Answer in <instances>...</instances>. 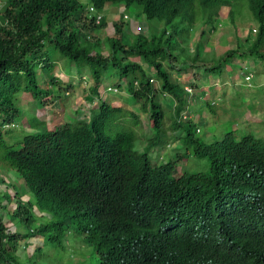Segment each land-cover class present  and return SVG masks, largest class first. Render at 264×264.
I'll return each instance as SVG.
<instances>
[{
	"label": "trees",
	"instance_id": "obj_1",
	"mask_svg": "<svg viewBox=\"0 0 264 264\" xmlns=\"http://www.w3.org/2000/svg\"><path fill=\"white\" fill-rule=\"evenodd\" d=\"M91 1L101 13L98 22L79 0H3L0 5V183L6 188L0 192V209L8 208L11 217L4 219L0 213V264H24L15 252L32 233L45 234L60 248L63 240L85 241L91 248L88 252L96 256L93 264H157V254L143 240L123 233L120 226L107 229L108 207H116L117 201L109 200L104 209L96 193L109 192L124 200L134 193H149L152 199L170 204L177 200V191L204 183L190 195L189 202L193 194L203 191L216 199L222 197L226 210L264 223V139L248 129L229 128L221 130L217 139L204 142L198 128L205 123L185 118L191 94L177 81L179 74L190 73L192 83L188 85L198 87L194 84L198 80L204 84L207 78L229 74L225 68L236 66L232 58L264 61V1L246 0L257 25L255 33L248 30L242 41L235 36L234 45L217 58L202 52L205 40L201 37L212 31L210 21L217 19L219 6L231 5L228 13L232 15L240 3L202 0L203 24L187 47L185 37L196 13L185 8L186 0ZM107 2L134 17L143 15L162 22L163 27L147 35L128 32L121 17H108V12L116 10L112 4L108 11L101 8ZM205 24L210 26L205 29ZM56 55L89 68L87 91L98 104L61 124L51 125L50 110L36 111L19 123L23 116L22 107L16 105L19 92H29L30 99L39 104L49 99V104L57 106L62 101L60 94L71 91L72 82L63 84L51 73ZM109 69L118 75L116 85L111 86L119 92L118 98L124 99L123 88L128 94L126 105H113L111 101L117 97H99L101 78ZM38 73H42V89L36 81ZM150 78L157 81L160 93L173 100L171 111L163 108ZM49 85L55 87L53 92ZM204 94L201 91L200 96ZM130 104L146 113L148 127L154 131L143 137L147 146L140 151L134 147L139 137L133 130L140 124L139 112L129 108ZM204 105L212 110L211 103ZM165 115L167 128L162 126ZM47 123L48 127L38 130ZM107 130L116 131L110 134ZM168 142H172L167 146L174 157L152 162L148 149ZM188 155L205 158L207 169L172 175L175 162ZM17 188L26 196L30 193L29 198L18 195ZM38 216L45 221L26 232L8 227L10 220L18 219L24 227ZM72 248L76 251L79 246Z\"/></svg>",
	"mask_w": 264,
	"mask_h": 264
},
{
	"label": "rangeland",
	"instance_id": "obj_2",
	"mask_svg": "<svg viewBox=\"0 0 264 264\" xmlns=\"http://www.w3.org/2000/svg\"><path fill=\"white\" fill-rule=\"evenodd\" d=\"M0 2L2 4L3 0H0ZM128 14L129 19H125L127 24L126 27L129 29L128 32L136 33L139 31L143 34H148L152 31L158 33L163 27L162 22L148 20L143 15L134 17L131 13ZM247 14H250V10L247 8L236 7L234 8V14H232L234 19L230 22L226 8H220L219 19H213L210 21L213 26V31L209 32V34H204L201 37V39L205 40L202 52L206 53L209 57L217 58L226 48H230L234 45V36L239 37L242 41L249 30L247 28L248 21H250L251 24H254L250 18L246 17ZM109 16H111L110 18L115 19L112 15ZM202 16V13H200L199 21L191 25V32L185 37V41L188 40L187 47L192 45V39L197 37L199 28L201 29V22L203 21ZM129 20L133 21L128 24ZM209 26L210 24H205V29ZM166 29L168 30L169 28ZM125 31L124 28V32ZM190 50L191 49H189V51ZM100 51L105 54V50ZM231 60L236 66L233 69L228 66L225 68L226 71L230 72L229 74H222L221 78H207L208 83L204 84L198 80L194 83L198 84V87H191L192 91L188 92V94L191 95L186 101L187 111L184 112L183 115L186 116L185 118L190 117L193 122L197 119L199 122L205 123L198 128V133H203L204 139H208L204 140L202 138L204 142H211L213 139H217L221 135V130L228 131L229 128H235L242 131H247L248 129L256 134H254V136L264 139V61H261L262 63H254L250 58H245L244 60L232 58ZM51 63H53L55 67H53L54 70L52 69L51 73H53L59 81L65 82L63 84H66L68 81L72 82L73 86L71 91H68L65 96L62 93L60 94L62 101H60L61 103H58L57 106L49 104V99H45L46 104H39L30 99L31 96L29 92H19L16 94V105L19 104V106L22 107L21 111L23 113L19 123H22L25 118L28 119V117H32L36 111L45 112L46 110H50L49 116L52 115L50 118L52 122L51 125H56L58 122L61 124L64 120L72 121L75 117L87 113L90 108H93L98 104V99L93 97V95L89 94L87 91L89 83L87 80L90 78L89 68L87 66L74 65L68 59L60 58L58 55L55 56ZM245 65L247 66L248 71H251L252 74L248 79H245V76L243 77V72L246 71ZM239 67L243 69L240 71ZM38 69L39 68H36V70ZM40 74L42 73L37 74L36 81L38 86L42 89L43 84L40 83ZM175 75L176 74L172 72L171 78H174ZM117 81L118 75L114 71H111V69H109V71L107 70L101 78L99 97L107 98V100L108 98L112 99L117 97V99L111 101L113 105H126V102H128V94L127 92H124V88L122 89L124 98L122 100L118 98L119 92L115 91L112 87H108L116 85ZM177 81L183 86L185 85L189 88L187 84L192 81V77L190 73L187 75L179 74ZM151 83L159 93V95L156 94V96L158 97V100H160L163 108L166 109L165 111H171V107L174 103L173 100L170 96L158 91L157 81L154 78ZM119 84L121 85V82ZM49 86L53 92L55 87L52 85ZM201 91H205V94L202 96H200ZM157 92L155 91V93ZM89 99H92V101L88 102ZM204 102L211 103L212 110L208 109L206 105H204ZM130 106L129 108H133L139 112L134 105L130 104ZM75 111L77 112L75 113ZM230 111H233V114ZM237 111H240L239 115L237 114ZM138 114L140 124L138 127L133 128V130L135 129L139 140H137L136 146L134 147H136V149H141L147 146V143H145L146 137L144 139L143 137L150 135V130L152 133H154V131L148 127L146 113L139 112ZM232 119L233 122H231ZM168 125L169 119L165 115L162 126L163 128H167ZM46 127H48V123L45 124V126H38V130H43ZM114 128H116V126H113V129ZM115 131L107 130L110 134ZM170 143L172 142H168L164 147H159L158 145L152 147L148 146V148L150 147L148 149L150 160L154 163H160L172 159L174 156L169 152L167 146ZM206 169L207 160L205 158H195L192 155L185 156L184 160L177 163L175 162L174 164L175 174H178L181 171H183V173H190ZM14 177L17 176L15 175ZM5 189L4 185L0 183V192H3ZM16 193L21 195L23 199H28L30 196V193L26 196L18 188ZM2 202L5 203V201ZM7 210L9 211L8 208H1L0 213L4 219L8 220L11 217L7 213ZM32 211L37 214L36 210L33 209ZM38 214L40 215V213ZM35 218V220L30 221V223L24 227L19 226L18 219L10 220L11 222H8V227L9 229H12L14 226L15 229L20 232H26L30 227H35L39 223L45 221V219H41L40 216ZM71 236L73 237V235ZM76 241L77 240L74 239L69 241L63 240V247L60 248L54 245L55 242L48 240L45 234L38 235L32 233L25 238L23 247H20V251L16 250L15 255L17 256L18 261L24 264H76L78 262H80L79 264H93L95 254L91 250L88 252V246L85 242L76 243ZM72 246H79V248L75 251Z\"/></svg>",
	"mask_w": 264,
	"mask_h": 264
},
{
	"label": "clouds",
	"instance_id": "obj_3",
	"mask_svg": "<svg viewBox=\"0 0 264 264\" xmlns=\"http://www.w3.org/2000/svg\"><path fill=\"white\" fill-rule=\"evenodd\" d=\"M231 1L234 4L240 3L238 8L250 10L246 0ZM79 2L94 14L91 15L94 22H98L101 13L96 12L94 3L91 0H79ZM186 2L185 8L196 13L194 23L199 21L202 0H186ZM109 5L116 10L108 12V17H111L109 15L115 19L121 17L123 21L129 19V14L122 12V7L115 6L114 3L107 2V5L101 8L108 11ZM230 6H219L215 13L217 19L220 8L224 7L229 21L232 22L234 17L228 13ZM246 17L251 19V11ZM130 20L128 24L133 21ZM202 24L203 22L201 27ZM256 26L255 23L251 24L248 21L247 28L251 34L255 33ZM245 68L243 77L247 74L251 77V71H248L246 65ZM152 80L153 78L149 79L150 82ZM188 87L182 85L187 92L192 91L189 85ZM172 175H177L174 173V168ZM203 185L204 183L195 187L187 185L177 191V200L170 204L157 198L152 199L149 193H134L128 200L109 192L96 193V195L104 209L103 205L109 200L117 201L116 207H108L107 229L113 231L120 226L123 233H132L143 240L145 247L157 254V264H264V223L248 215H237L233 210H226L222 197L216 199L203 191L193 194L189 202L190 195ZM101 207L93 213V217L100 213ZM75 220L76 218H72V221ZM87 246L88 250L91 249L88 244Z\"/></svg>",
	"mask_w": 264,
	"mask_h": 264
},
{
	"label": "built area",
	"instance_id": "obj_4",
	"mask_svg": "<svg viewBox=\"0 0 264 264\" xmlns=\"http://www.w3.org/2000/svg\"><path fill=\"white\" fill-rule=\"evenodd\" d=\"M249 76H250V74H247V75H245V79H248L249 78Z\"/></svg>",
	"mask_w": 264,
	"mask_h": 264
}]
</instances>
